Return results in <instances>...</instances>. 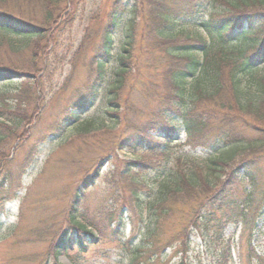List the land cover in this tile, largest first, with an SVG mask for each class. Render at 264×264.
<instances>
[{
    "label": "trees",
    "instance_id": "trees-1",
    "mask_svg": "<svg viewBox=\"0 0 264 264\" xmlns=\"http://www.w3.org/2000/svg\"><path fill=\"white\" fill-rule=\"evenodd\" d=\"M85 1L0 0V90L18 82L15 90L25 89L27 94L24 103L18 101L16 118L4 119L0 114L2 165L10 162L9 141L27 139L25 131L32 124L30 118L45 106L48 91L44 79L61 59L58 34L72 27L77 8ZM216 1L220 6L210 8L211 2L205 5L204 0H176L175 11L171 12L168 0H141L133 5L129 0H114L107 17L110 21L101 31L105 32L101 48L65 109L67 118L62 124L74 123L92 107L107 83L110 90L106 114L112 121L119 120L122 103L132 101L135 91L145 101L141 114L148 119L130 126L131 134L118 142L120 151L165 153L182 133L187 143L196 140V147L213 150L222 146L219 152H223L192 165L188 173L181 172L176 180L161 183L142 203L144 214L139 224L144 230L145 246L151 245L146 246L149 254L135 258L132 264H149V256L165 249L182 253L179 264H185L191 238L202 230L212 237V243L223 245L222 259L226 264L231 257L230 245L225 244L226 226L248 223L247 213L254 203V161L244 154L264 147V0H212ZM126 11L131 19L121 31L122 52L115 54L113 32H118L120 18ZM177 20H185L191 29L178 33L179 36L174 34ZM85 32L90 31L86 28ZM138 45V50H144L154 62L147 69L157 71V78L148 79L141 90L127 77ZM113 62L115 69L109 74L106 68ZM72 77L71 74L64 84L70 83ZM124 92L128 93L126 98L122 97ZM91 124L82 130L89 133ZM252 132L260 137L250 139ZM113 160L114 156L108 155L99 162L103 165ZM148 168L149 163L141 158L129 160L122 170L118 165L117 171L126 177ZM99 170L90 178L92 181L100 176ZM238 183L249 184L251 189L238 191ZM11 184L9 174L1 177L0 227L11 197ZM82 202L80 190L71 206L70 226L57 239L55 253L70 252L73 243L82 252V238H97L79 219L76 207H82ZM116 224L117 228L122 226L120 215ZM251 224L253 238L264 226V197L255 206ZM169 225L173 226L174 235L162 243L163 236L159 235ZM250 250L249 264H261L263 257L253 242Z\"/></svg>",
    "mask_w": 264,
    "mask_h": 264
},
{
    "label": "rangeland",
    "instance_id": "rangeland-1",
    "mask_svg": "<svg viewBox=\"0 0 264 264\" xmlns=\"http://www.w3.org/2000/svg\"><path fill=\"white\" fill-rule=\"evenodd\" d=\"M113 1L86 0L78 6L72 27L58 34V58L61 59L51 66L49 77L44 79L43 85L48 91L45 106L43 104L41 112L30 118L32 124L27 125L25 131L27 139L9 141L10 162L5 165L0 162V180L9 174L12 183L9 186L11 197L1 217L0 264H132L135 258L147 256L150 249L146 248L151 245L145 246L144 230L139 224L144 214L142 203L145 204L161 183L176 180L181 172L188 173L192 165L202 164L208 157L223 152H219L222 146L211 150L194 146L196 140L187 143L184 133L165 153L120 151L118 142L131 134L130 126L142 124L148 119L141 114L145 101L135 91L132 101L122 103L119 120L112 121L106 114L110 90L107 83L101 87L96 101L87 112L74 123L63 125L67 118L65 109L68 100L75 96L87 67L93 64L101 48L105 34L101 31L110 21L107 17ZM129 1L133 5L141 0ZM175 2L168 0L171 12L175 11ZM210 2L212 5H209ZM204 3L210 8L220 6L218 1L204 0ZM120 19L118 32H113L115 54L122 52L124 32L121 31L131 19L130 12L123 13ZM186 24L185 20H177L174 34L190 30L191 27ZM86 28L90 32H85ZM40 46L44 47L43 43ZM143 46L146 49L147 45ZM139 47L127 77L129 83L136 82L141 90L148 79L157 78V71L147 69L154 62L148 59L144 50L139 51ZM115 65V62L107 65L109 74H112ZM71 74L70 83L64 84ZM16 85L19 83L0 90V114L4 119L16 118L18 101L24 103L27 99L25 89L15 90ZM1 91L6 92L1 94ZM122 94L126 98L128 93ZM90 122L92 127L86 133L82 127ZM248 136L250 139L260 137L255 132ZM258 148L244 154L254 161V203L247 213L248 223L237 227L230 223L224 230L228 240L225 244L228 243L231 250L226 264H249L252 242L258 255L263 257L261 264H264V226L252 238L251 224L255 206L264 197V147ZM108 155L114 156L113 162L100 164L99 160H106ZM141 158L149 163L150 169L132 172L126 177L119 176L118 165L122 170L129 160ZM97 170L100 176L92 181L90 178ZM236 188L249 192L251 186L238 183ZM80 190L83 202L82 207L81 204L76 207L79 219L92 229L97 238H82V252H78L73 243L70 252L55 253L57 239L70 226L71 206ZM119 215L122 226L117 228ZM210 228L214 230L212 224ZM172 230L173 226L169 225L159 235L160 238L163 236L162 243L174 235ZM211 239L205 230L195 232L185 264H225L222 259L223 245L212 243ZM176 252V249H165L147 259H150L149 264H179L182 253Z\"/></svg>",
    "mask_w": 264,
    "mask_h": 264
}]
</instances>
